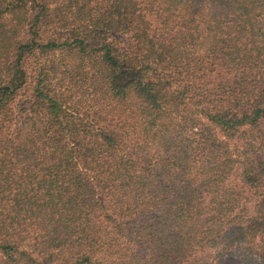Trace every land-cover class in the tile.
I'll use <instances>...</instances> for the list:
<instances>
[{
  "label": "trees",
  "instance_id": "1",
  "mask_svg": "<svg viewBox=\"0 0 264 264\" xmlns=\"http://www.w3.org/2000/svg\"><path fill=\"white\" fill-rule=\"evenodd\" d=\"M0 264H264V0H0Z\"/></svg>",
  "mask_w": 264,
  "mask_h": 264
},
{
  "label": "rangeland",
  "instance_id": "2",
  "mask_svg": "<svg viewBox=\"0 0 264 264\" xmlns=\"http://www.w3.org/2000/svg\"><path fill=\"white\" fill-rule=\"evenodd\" d=\"M60 57H56V56H54V57H51V58H48V60H51V59H55V61L56 60H58ZM43 61V63H44V60H42Z\"/></svg>",
  "mask_w": 264,
  "mask_h": 264
}]
</instances>
